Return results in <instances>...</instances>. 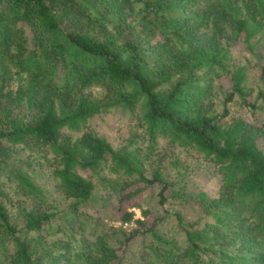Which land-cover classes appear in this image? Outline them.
<instances>
[{"label":"trees","instance_id":"1","mask_svg":"<svg viewBox=\"0 0 264 264\" xmlns=\"http://www.w3.org/2000/svg\"><path fill=\"white\" fill-rule=\"evenodd\" d=\"M232 38L251 49L264 39V0H0V174L15 173L29 196L45 197L28 173L6 166L19 147H52L55 187L78 221L90 216L98 227L76 242L51 238L56 250L44 260L50 248L33 232L46 230L57 212L47 204L12 215L0 190V264H128L136 240V264H264V128L242 116L224 119L234 93L249 104L242 68L230 72L222 110L213 107V78L229 71ZM257 96L264 101V91ZM116 104L139 110L145 147L113 146L90 130L57 142L63 127ZM158 135L217 165L218 190L176 188L163 173ZM155 184L158 214L141 200ZM104 195L115 198L110 218L134 226L100 218ZM168 199L194 217L185 221ZM130 207L141 217L133 219ZM171 213L183 244L159 231Z\"/></svg>","mask_w":264,"mask_h":264},{"label":"rangeland","instance_id":"2","mask_svg":"<svg viewBox=\"0 0 264 264\" xmlns=\"http://www.w3.org/2000/svg\"><path fill=\"white\" fill-rule=\"evenodd\" d=\"M182 12L187 14L188 10L183 9ZM253 42L254 47L251 49L240 38H232L228 41L229 59L227 60V64L229 71L220 73V75L213 78V90L215 92L213 107L215 112L222 110V100L233 88L230 72L240 67L245 73L242 87L245 92L244 97L249 104L244 102L242 96L238 95V93H234L232 99L227 101L229 111L224 119L228 120L233 116H242L246 120L253 122V124L264 128V101L257 96L259 90L264 91L257 58L258 54L264 61V39H253ZM88 90L95 97H102L104 94V89L100 86H92ZM138 113L139 110L131 112L117 104L109 106L107 109L82 120L77 128L63 127L59 131L57 142L62 141V138H69L72 142L83 131L90 130L107 139L113 146L131 143L130 146L132 147H145L148 137L144 129L136 122L135 114ZM132 140H135V142ZM157 142L158 152L162 157L163 173L169 181L175 182L174 186L176 188L205 190L210 194L218 190L221 174L217 165L211 161H207L196 149L171 144L164 136L158 135ZM36 148L40 149V151L19 147L18 151L9 159L6 170L9 171L10 168L19 166L22 171L29 174L30 179L35 184L40 186L45 193V197H39L38 195L29 196L26 190L18 183L19 180L15 173L7 174V172H2L0 174V190L12 215L16 214L20 207H39L43 210L47 204H49V210L57 212L50 220V226L46 230L33 232L36 236L41 235V239L44 237L43 242L49 246L48 248L50 249L44 259L48 260L52 259L51 254L56 250V246L50 245L51 238H55L57 241L71 238L76 242L81 239V231L84 236L93 238L98 227L95 220L91 219L92 217L90 216L83 218L86 220L82 219L78 221L75 213L70 210V198L65 197L55 187V178L51 174V170L56 164V153L52 147L36 146ZM111 176H114V174L111 173ZM159 187L160 185L156 184L148 187L141 199L143 205L151 204V207L153 206L151 210L157 214L161 212L156 209L155 205L157 201L156 193ZM95 190L98 195H101L100 191L102 187L100 184L99 187L97 185ZM103 198L104 201H102L103 204H101L99 211L100 218L103 221L109 225L125 229L134 226L133 220L121 222L118 219L110 218L109 210L111 209V204L115 202V198L109 195H104ZM166 206L180 211L185 221L191 220L190 218L194 217L193 212L188 206L177 199H171ZM130 209L134 211L133 219L141 217V211L138 207H130ZM90 212L92 213L93 211L91 210ZM81 224L83 225L82 228ZM159 231L165 237L176 240L178 244L184 243V235L178 226L174 213L165 217L159 226ZM74 244L76 243H73L71 250L76 248ZM140 245V240H136L131 244L128 264H136L135 258ZM50 251L52 252L50 253Z\"/></svg>","mask_w":264,"mask_h":264}]
</instances>
